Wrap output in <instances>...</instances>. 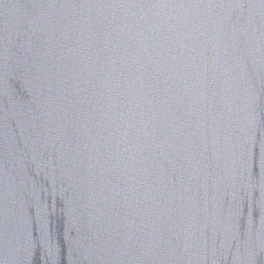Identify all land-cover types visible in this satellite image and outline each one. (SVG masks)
Here are the masks:
<instances>
[{"label":"water","instance_id":"obj_1","mask_svg":"<svg viewBox=\"0 0 264 264\" xmlns=\"http://www.w3.org/2000/svg\"><path fill=\"white\" fill-rule=\"evenodd\" d=\"M0 264H264V0H0Z\"/></svg>","mask_w":264,"mask_h":264}]
</instances>
